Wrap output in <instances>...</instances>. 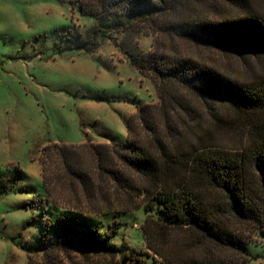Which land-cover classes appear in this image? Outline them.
<instances>
[{
    "label": "trees",
    "instance_id": "16d2710c",
    "mask_svg": "<svg viewBox=\"0 0 264 264\" xmlns=\"http://www.w3.org/2000/svg\"><path fill=\"white\" fill-rule=\"evenodd\" d=\"M72 1L93 22L85 34L64 30L67 45L61 51L93 53L100 40L116 41L121 34L117 46L155 84L161 103H142L136 98L137 112L127 118L125 139L46 146L43 153L61 158L97 216L62 205L51 223L41 224L43 230L35 234L29 249L44 253L60 248L118 251L110 235L91 229L100 222L99 216L103 219L117 213L102 205L108 197L96 181L99 176L144 196L141 206L147 216L141 230L155 264H248L249 244L264 239V74L238 83L182 53L161 48L142 51L134 37L156 32L205 46L264 52V17L242 14L211 19L184 11V0ZM187 95L227 105L242 114L249 142L225 148L207 141L197 130L196 136L183 143L184 132L174 113L193 115ZM214 119L223 120L220 114ZM139 128L149 139L137 132ZM84 148L92 152L97 174L80 162ZM42 175L50 195L45 167ZM39 206L44 209L43 204ZM115 222L120 223L113 220L108 227ZM244 224L250 228H243Z\"/></svg>",
    "mask_w": 264,
    "mask_h": 264
},
{
    "label": "rangeland",
    "instance_id": "374dc122",
    "mask_svg": "<svg viewBox=\"0 0 264 264\" xmlns=\"http://www.w3.org/2000/svg\"><path fill=\"white\" fill-rule=\"evenodd\" d=\"M184 2V11L199 12L211 19L242 14L264 17V0ZM73 3L0 0V264H155L141 230L147 216L141 206L144 196L99 176L96 181L108 197L102 205L117 213L103 219L99 216L100 222L93 223L91 229L110 235L118 251L60 248L44 253L29 249L35 234L43 230L41 224L51 223L62 205L86 216H97L61 158L43 153L46 146L106 143L110 137L125 139L127 118L137 112L133 104L136 98L142 103H161L155 84L132 66L117 46L123 39L121 34L116 35V41L100 40L93 53L61 51L67 45L64 30L85 34L93 22V17L81 14ZM146 32L134 37L142 51L161 48L182 53L238 83L254 81L264 74L262 51L205 46ZM187 96L193 115L174 113L184 132L183 143L196 136L197 130L206 135L207 141L225 148L249 142L242 114L215 101ZM159 111L155 112L157 120ZM215 114L223 120H215ZM137 132L149 139L140 128ZM80 154L83 167L97 174L92 152L84 148ZM42 167L50 195L43 187ZM31 203L36 206L31 207ZM113 220L120 223L108 227ZM248 249V264H264V239L258 238Z\"/></svg>",
    "mask_w": 264,
    "mask_h": 264
},
{
    "label": "crops",
    "instance_id": "0c3cea01",
    "mask_svg": "<svg viewBox=\"0 0 264 264\" xmlns=\"http://www.w3.org/2000/svg\"><path fill=\"white\" fill-rule=\"evenodd\" d=\"M134 104V103H133ZM135 105V104H134Z\"/></svg>",
    "mask_w": 264,
    "mask_h": 264
}]
</instances>
